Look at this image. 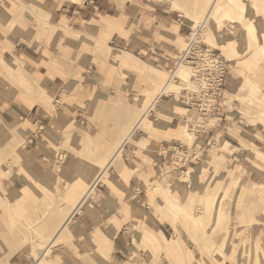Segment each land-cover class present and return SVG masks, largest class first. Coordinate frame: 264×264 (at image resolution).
<instances>
[{"label":"crops","instance_id":"0c3cea01","mask_svg":"<svg viewBox=\"0 0 264 264\" xmlns=\"http://www.w3.org/2000/svg\"><path fill=\"white\" fill-rule=\"evenodd\" d=\"M207 8L201 20L204 27L218 16L241 21L246 1L210 0ZM191 20L164 0H0V159L11 142L24 138L15 148L10 173L0 177V223L11 218L25 200L29 207L37 201L39 207L51 205L49 197L73 202L76 188L92 184L39 251L37 264H56L47 257L49 249L71 264H210L200 256L184 263L149 261L143 257V248L133 243L136 226L146 227L155 219L149 201L157 196L156 180L170 188L173 197H167V202L180 208L174 198L188 200L193 188L212 178L244 187L257 162L249 147L264 146V130L248 124L246 115L253 112L252 105L245 99L244 76L237 71L228 73V97L224 96L222 107L200 128H188L187 121L197 112L182 101L181 91L168 89L170 81L178 86L183 81L176 78L175 64ZM260 22L255 12L241 27L248 36L242 53L253 48L254 61L264 54ZM150 67L159 75L169 71L168 82L151 101L155 87ZM243 72L264 87V57L253 72ZM125 100L146 106L126 140L156 109L134 142L113 150L111 139L121 135L130 119L116 115L118 102ZM99 103L100 109L95 110ZM117 122L116 129L112 123ZM183 127L192 136L190 142ZM108 154L103 169L115 165L108 179L100 181L103 156L99 155ZM231 171L234 177L228 178ZM93 187L95 193L81 207ZM56 189L59 195H54ZM217 196L212 190L200 201L211 206ZM63 207L58 204L50 210L59 213ZM215 211L217 224L225 215ZM3 232L4 227L0 244L5 243ZM19 232V228L13 231L10 239L15 241Z\"/></svg>","mask_w":264,"mask_h":264},{"label":"rangeland","instance_id":"374dc122","mask_svg":"<svg viewBox=\"0 0 264 264\" xmlns=\"http://www.w3.org/2000/svg\"><path fill=\"white\" fill-rule=\"evenodd\" d=\"M164 1L168 3L170 8L177 9L180 13L189 16L192 19L191 25L198 23L206 16L207 7L210 2V0ZM245 1V15L241 21L233 22L218 16L215 18L216 22L214 21L211 26L207 23L204 27L203 39L206 44L220 51L225 57L228 62V73L229 71H237L244 76L245 87L248 91V96L245 99L252 105L253 111L251 114L246 115L248 124L253 123L259 129L264 130V87H259L252 81L249 74L243 72L245 69L253 72L256 64L264 57V54L259 60L254 61L252 60L253 48H250L246 53H242V48L247 43L248 36L244 31H241V27L243 29L249 23L255 12L261 16L260 25L264 28V0H255L256 6H253L254 0ZM187 39L188 36L181 44V49L184 48ZM225 40L229 41L226 45L228 51L224 50L226 47H219ZM229 45H234L232 51ZM136 68L146 70L144 67L139 68L136 66ZM191 71L192 68L190 66L185 64L180 65L175 75L182 77L186 82L181 81L180 86H178L179 84L175 85L177 82L172 80L170 81V89L168 90L181 91L179 89H181V85L183 84L187 87H192L193 83L190 80ZM164 72L163 75H159L151 67L149 68L150 79L155 87V90L150 96V101L168 82L169 71ZM225 95L228 97L227 78ZM117 106L119 110L116 115H129L130 119L125 123L123 132L120 133L121 135L111 139L114 142L113 150H116L119 145L122 146L123 143L134 142V138L138 135L139 129L145 127V120L156 109L154 106L147 113V116L137 127V131L135 130L131 137L126 140V135L137 119L145 112L146 106L137 107L132 101L129 103L127 100L118 102ZM98 109H100V103L95 110ZM118 124V122L112 123V126L117 129ZM182 130L186 135L187 141L190 142L192 136L186 132L184 127ZM23 139L14 140V143L11 142L9 145L10 150L4 154L2 160L0 159V177L3 173H10L16 158L15 148L21 144ZM99 141L102 140L100 139ZM249 149L255 154L254 159L257 162L243 182L245 188L242 187V184H235L233 181L227 182L225 180L222 182L215 181V178H212L205 184L201 183L197 187L198 189L193 188L188 200L184 201V199L183 201H179L174 198L181 203L180 208H175L167 202V197H173L170 188H164L156 180L155 191L157 189V196L149 201L152 208L151 218L155 219L148 221L151 227L149 225H147L148 227L136 226L134 231L133 243L136 247L143 248L144 259L149 261H160L162 259V261H180V263H184V261L198 259V256H200L202 259H207L210 264H264V239H262V226L264 225V146H260L258 149L252 146ZM110 155H99V157L103 156V158L99 159V174H102L100 181H106L108 179L109 172L115 165V163H112L106 170L103 169ZM206 171L208 170L202 171V173L206 174ZM233 173L231 171L228 178L234 177L232 175ZM91 185L87 186L83 184L79 188H76L73 194L75 195V201L73 202L66 198L62 200L61 198L63 197L60 196L56 200L53 197H49L52 199L51 205L49 203H42V206L39 207L37 201L34 206L29 207L25 200L24 205L20 209L11 212L10 215L12 217L10 218L9 216L3 220L4 223H0V228L2 230L4 227L3 234L6 236L3 240L5 243L0 244V264H18L19 261H24V264H37L39 251L49 244L50 239L64 216L67 215L74 204L81 200L82 195H84L87 188ZM234 186L236 189L235 194L232 190ZM95 187L85 196L81 207L95 193ZM243 188V194H240ZM212 190L217 191L218 196L211 206H206L200 199ZM59 194L60 190L56 189L54 195ZM238 194L241 197L244 195V197L238 199ZM192 196H194V199L189 202ZM227 198H230V200L225 201ZM58 204L64 206L59 213L50 210V207ZM217 209L225 217L216 224L215 210ZM154 215L157 216V219ZM230 215L232 216L230 217ZM12 222L13 224H11ZM18 228L21 232L15 235V241H13L10 239L11 233ZM149 233L152 235L150 238H147L146 235ZM140 234H142L141 244L139 243ZM25 238H27V241L23 242ZM47 257L56 261V264H71L70 261H60L50 249ZM39 264L49 263L41 261Z\"/></svg>","mask_w":264,"mask_h":264},{"label":"built area","instance_id":"2783aa9c","mask_svg":"<svg viewBox=\"0 0 264 264\" xmlns=\"http://www.w3.org/2000/svg\"><path fill=\"white\" fill-rule=\"evenodd\" d=\"M204 23L190 26L187 42L177 57L175 69L185 64L192 68V87L182 86L180 98L197 113L187 121L188 128H200L209 117L222 107L228 74V62L220 51L203 39ZM179 80L185 81L177 76Z\"/></svg>","mask_w":264,"mask_h":264},{"label":"bare ground","instance_id":"6f19581e","mask_svg":"<svg viewBox=\"0 0 264 264\" xmlns=\"http://www.w3.org/2000/svg\"><path fill=\"white\" fill-rule=\"evenodd\" d=\"M205 19V18H204ZM200 22H203L204 23V21H200ZM154 106V104H151L150 105V109L152 108Z\"/></svg>","mask_w":264,"mask_h":264}]
</instances>
